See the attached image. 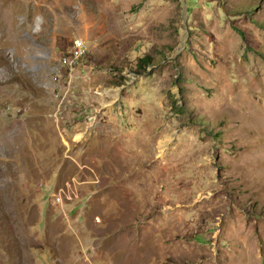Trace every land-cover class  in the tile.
Segmentation results:
<instances>
[{"label": "rangeland", "instance_id": "rangeland-1", "mask_svg": "<svg viewBox=\"0 0 264 264\" xmlns=\"http://www.w3.org/2000/svg\"><path fill=\"white\" fill-rule=\"evenodd\" d=\"M0 264H264V0H0Z\"/></svg>", "mask_w": 264, "mask_h": 264}, {"label": "built area", "instance_id": "built-area-1", "mask_svg": "<svg viewBox=\"0 0 264 264\" xmlns=\"http://www.w3.org/2000/svg\"><path fill=\"white\" fill-rule=\"evenodd\" d=\"M87 52V46L82 38L73 39L69 50L61 57L62 63L69 69H73L78 64L79 60Z\"/></svg>", "mask_w": 264, "mask_h": 264}, {"label": "trees", "instance_id": "trees-1", "mask_svg": "<svg viewBox=\"0 0 264 264\" xmlns=\"http://www.w3.org/2000/svg\"><path fill=\"white\" fill-rule=\"evenodd\" d=\"M141 62H146V63H150V57L149 56H144L142 59H141Z\"/></svg>", "mask_w": 264, "mask_h": 264}]
</instances>
